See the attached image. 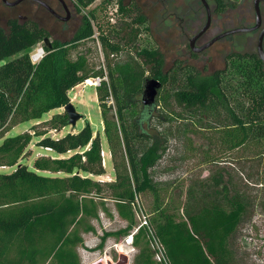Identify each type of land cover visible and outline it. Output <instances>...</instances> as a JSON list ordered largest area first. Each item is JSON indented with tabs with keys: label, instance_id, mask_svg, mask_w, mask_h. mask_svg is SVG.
<instances>
[{
	"label": "trees",
	"instance_id": "obj_1",
	"mask_svg": "<svg viewBox=\"0 0 264 264\" xmlns=\"http://www.w3.org/2000/svg\"><path fill=\"white\" fill-rule=\"evenodd\" d=\"M93 1L79 3L86 8ZM108 1L116 2L113 16L118 20L107 22L104 35L98 32L102 29L98 25L96 39L107 59L123 50L127 57L108 60L106 73L92 70L81 56L71 61L66 50L70 43L44 46L43 58L33 64L29 51L43 42L47 33L34 23L19 24L16 20H8V32L0 27V128L6 134L28 121L46 127L34 131V125L32 132L13 137L0 135V168H12L7 174L0 173V264H80L76 250L82 243L81 231L92 232L87 220L97 216V200L100 204L111 200L119 217L128 221L138 197L147 192L154 196L157 208L150 225L142 226L133 237L136 247L139 237L151 229L164 246L169 264H231L234 254L229 244L243 221L246 204L238 196L225 194L218 201L201 195L199 202L194 194H188L194 205L185 207L182 217L159 205L150 173L165 148L148 129L159 113V103L144 106L141 95L148 79L159 80L163 88L169 81H177L174 102L188 111L214 113L211 109L219 107L229 119L230 124L220 132L221 144L225 152L233 151L253 138H264L263 66L250 54L231 53L225 58V67L238 75L235 92L250 101L248 107L236 109L223 84L226 70L203 77L192 66L176 62L171 72L165 73L164 56L158 50L142 48L135 55L129 53L124 47H134L142 34L149 33V21L133 2L124 6L123 0ZM215 3L216 14L235 6L228 0ZM93 19L90 12V18L73 36V44L94 36ZM94 77L107 79L96 88V95L113 162L115 179L110 183L92 179L106 172L101 139L89 122L85 121L79 131L54 139L48 136L50 132L70 127L67 115L57 113L43 120L44 115L70 103V91ZM229 90L234 94L233 88ZM109 100L113 102L108 104ZM33 140L52 156L42 155L28 166L21 161L28 156ZM134 263L156 264L149 246L140 249Z\"/></svg>",
	"mask_w": 264,
	"mask_h": 264
},
{
	"label": "rangeland",
	"instance_id": "obj_2",
	"mask_svg": "<svg viewBox=\"0 0 264 264\" xmlns=\"http://www.w3.org/2000/svg\"><path fill=\"white\" fill-rule=\"evenodd\" d=\"M7 1L15 2L17 0ZM70 1L65 0L68 4ZM136 1L144 10L142 11L145 16L149 18V33L142 34L137 43L133 45L134 47L125 46L124 48L132 55H135L142 48L158 50L164 56L163 69L165 73H169L173 69L174 60L179 57V50L185 51L183 45L187 41L177 38L178 26L180 25L175 18L168 20V23L162 22L158 17L155 18L154 14L161 7L156 0ZM205 1L210 9L214 7L213 0ZM175 2L182 4L185 0H176ZM228 2L235 5L233 12H231L232 8H229L230 10L228 9L222 17H213L206 40L224 32V21L232 22V24L237 23V17L233 19L231 17L234 14L237 15L235 12L238 9L243 11L250 23H254V0H228ZM115 7L116 2L114 1L107 3V0H95L91 6L83 9V14L88 15L90 11L94 13V36L77 44H73L71 41L80 28L81 17H78V21L62 24L53 20L43 9L33 8L28 2H21L16 7H8L0 0V27L8 32V20H16L19 24L35 22L47 33L45 38L49 39L50 46L54 42L61 45L70 43L66 50L71 61L81 56L87 59L88 66L92 70H101L106 73L108 60L123 61L127 57L123 50L121 54L110 55L107 59L96 39L98 25L102 27V29H97L98 32L104 35L108 30L107 22L111 24L112 19L118 20L113 16ZM196 17L195 28L196 25L199 28L204 26L206 16L204 12L202 13V8L197 12ZM256 40L255 37V42ZM231 41L232 39L225 38L222 42L212 45L201 57H192V60L189 61L186 58L188 53H186L181 60L184 62L182 66H192L203 77L226 70L227 75L223 82L225 87H228L225 90L226 94L228 98H233V107L242 109V106L248 107L250 101L244 95L241 96L235 92L237 81H239L237 80L238 75L233 74L228 67H225V57L231 52L251 53L254 52V49L253 47L250 49H230L228 46ZM39 48H42L44 53V41L29 51L31 60ZM178 88L177 81L174 83L169 81L164 88L159 90L160 92L154 101V103H159L156 107V111L159 113L148 126L149 132L159 137L163 142L162 148H165L164 152L161 153L162 157L159 163L150 173L154 186L158 190L159 205L166 207L169 213L182 217L184 208L190 209L194 205L193 199L188 194H194L199 202L201 195L209 196L218 201L225 194L238 196L246 204V213L229 244L230 250L234 254L231 264H264V138L261 140L253 138L244 147L225 152L221 144L220 132L230 124L229 119L225 117L219 107L211 109L216 110L214 113L198 109L191 111L184 109L173 101V93ZM229 88H233L234 94H231ZM96 92L95 87L82 85L76 86L70 91L68 93L70 104L84 119L78 120L74 128L68 127L67 130L58 131L60 133L57 135L55 132H50L48 136L54 139L60 138L72 130L79 131L85 126V121L89 122L94 135L98 134L101 139L103 167L106 172L104 176H94L92 179L102 183H110L114 181L115 175L107 140L103 134V121ZM112 102L109 100L108 104ZM62 112L63 108L56 109V111L44 115L43 120H48L53 115ZM111 115L110 117L114 118V114ZM38 123L35 121L23 122V124L10 129L6 134L0 128V135L4 134L6 138L26 131L32 132V127ZM40 130H46L44 124L35 126L34 131ZM33 141L34 144L30 145L29 154L24 156L25 159L21 161L22 164L31 166L35 159L45 154H51L48 150L36 146L38 140ZM2 143L3 141L0 140V145ZM11 171L12 168H0V173L7 174ZM216 180L219 181L217 186L214 185ZM214 191L216 192L215 195ZM97 203H99L97 216L87 220L93 229L92 232L84 233L81 231L82 243L78 245L76 250L80 264H119L117 245L125 244L130 236L133 240L138 230L145 226L144 221L146 219L147 225H150L149 220L157 208L154 196L147 192L138 197L135 207H133V217L128 221L119 217L116 206L111 200H104L102 204L97 200ZM138 240V247L132 244V246L122 248V252L128 258L125 264H135L134 261L140 249L146 246L150 247V233L142 235Z\"/></svg>",
	"mask_w": 264,
	"mask_h": 264
},
{
	"label": "flooded vegetation",
	"instance_id": "obj_3",
	"mask_svg": "<svg viewBox=\"0 0 264 264\" xmlns=\"http://www.w3.org/2000/svg\"><path fill=\"white\" fill-rule=\"evenodd\" d=\"M125 1H127V2H125ZM156 1L161 7L158 10V12L156 14H154L155 18L156 17L160 18L161 21L164 23L165 22L168 23L167 22L168 20H170L171 18H175L178 25H180V26H178L179 32L177 33L178 34L177 38L178 39H185L187 41L183 45V47L185 48V51L179 50V52H178L179 57H177L174 60V63L172 65H174L176 62H182L181 59L184 58L186 53H188L186 58L189 59V61L192 60L191 59L192 57H201L202 55H204L208 51V49L211 46L208 47V49H206V50H200V49L203 48L206 44H208V42L211 41L213 38H215L221 34H224V32L240 30L241 28H251L256 23V15L254 12V4H253V15L255 18L254 23H250L249 18L243 14L242 10L238 9L235 12L237 15L234 14L231 17L232 19L237 17L236 18L237 23L232 24V22L224 21L223 22V24L225 26L224 32H220L219 34L212 37L211 39L206 40L205 38L207 37V31L211 27L212 20L214 19L213 17H215V18L218 16L222 17V15L226 11H228L229 8L226 9L224 11V13H222V14H216L215 13V10H216L215 0H213L214 7L211 9L209 8V6L205 0H185V2L182 4H176L177 3V2H175L176 0H156ZM22 2H28L29 4L32 5L33 8L37 7V8L43 9L45 12H47L51 16V18L53 20L61 22L62 24H69V23H71V21H78L79 20L78 17H81L80 18V21H81L80 27L84 24V22L86 20H88L90 18L89 13H88V15L83 14L84 13L83 9H87L89 6H91L93 4V2H92V4L88 5L86 8H83L81 6V3H79V0H71L69 4L66 3L65 0H24ZM122 2H123L124 6H129L133 2L136 5V7L138 9H140L141 14L145 18H147L145 16V13H143L144 10L141 8V5L137 4L136 0H129V1L123 0ZM19 3H21V2H19ZM254 3H255V0H254ZM154 4H155V2H154ZM14 7H16V6H14ZM201 8H202V13L203 12L205 13L206 21H205L204 26L199 28L196 25V28H195V23L197 22L196 21L197 20L196 15H197V12H199L201 10ZM259 9H260V15H261L260 26L256 31L241 32V33L228 35V36H225L222 40H220L218 42H222L225 38H227V39H232V41L229 43V46H228L230 49H236V48L237 49H243V48L244 49H250L251 47H253L254 52L243 53V55H245V54L254 55L258 59L257 45H258V41H259L261 31L264 29V1H261L259 3ZM233 10L234 9L232 8L231 12H233ZM90 12H92V11H90ZM208 12L210 13L211 19H210V23H209L207 30L204 32V34L202 36L198 37L197 39H195L192 42V39H194V37L197 36L198 33L206 26L207 20H208V16H207ZM226 17H228V16L226 15ZM109 19L111 20L112 18H109ZM147 19H149V18H147ZM111 21L116 22V21H114V19H112ZM29 23L36 24L35 22H29ZM36 25L39 28H41L38 24H36ZM220 31H222V30H220ZM255 37L257 39L256 42H255ZM218 42H216V43H218ZM261 48L263 49V53H264V37L262 39ZM231 53H234V52H231ZM229 54H227L226 57ZM237 54H240V53H237ZM240 55H242V54H240ZM258 60H260V59H258ZM260 63H261V66H263V71H264V63L261 60H260ZM164 72H165V70H164Z\"/></svg>",
	"mask_w": 264,
	"mask_h": 264
},
{
	"label": "water",
	"instance_id": "obj_4",
	"mask_svg": "<svg viewBox=\"0 0 264 264\" xmlns=\"http://www.w3.org/2000/svg\"><path fill=\"white\" fill-rule=\"evenodd\" d=\"M24 0H17L15 2H8L7 0H1V2L9 7H14L17 6L19 4V2H22ZM261 1L264 0H255L254 3V12L256 15V23L253 27L251 28H241L240 30H235V31H228V32H224V34H221L215 38H213L211 41L208 42V44H206L203 48H201L200 50H206L208 49V47L212 46L213 44H215L216 42L222 40L225 36L228 35H232V34H236V33H241V32H251V31H256L259 26H260V9H259V3ZM208 16V20H207V24L206 26L198 33L197 36L194 37V39H192V42L197 39L198 37L202 36L204 34V32L207 30L209 23H210V13H207ZM264 37V29L261 31L260 37H259V41H258V45H257V49H258V59H260L263 63H264V53H263V49L261 48V43H262V39ZM44 46H46L47 48H51L50 46V42L48 38L44 39ZM161 83L158 80H154V79H148L145 81L144 83V90L142 92L141 95V103H143L144 106H152L154 104L155 98L158 95L159 90L161 89ZM63 112L67 115L68 117V122H69V126L70 127H75L77 124L78 120L84 119L83 116L79 113L76 112L75 108L73 105H71L70 103L67 104L64 108H63ZM128 258L125 256H121L119 264H125L127 263Z\"/></svg>",
	"mask_w": 264,
	"mask_h": 264
},
{
	"label": "built area",
	"instance_id": "obj_5",
	"mask_svg": "<svg viewBox=\"0 0 264 264\" xmlns=\"http://www.w3.org/2000/svg\"><path fill=\"white\" fill-rule=\"evenodd\" d=\"M43 54H44L43 49L39 48L38 51H36L34 57H32V63L33 64L38 63V61L43 58L44 56ZM102 82H107L106 77L105 78H99V77L90 78L89 80L84 81L80 85L86 86V87L97 88V87H100ZM144 222H145V226H149L147 225L148 222H146V220ZM148 233H150V249L153 253L155 263L156 264H169L167 257L165 256L164 246H162V244L158 241V239L155 238L151 229L148 230ZM132 244H133V240H132V237L130 236L128 237L125 244L117 245L118 257L119 258H121V256L126 257V254L122 252V248L125 246L129 247V245L132 246Z\"/></svg>",
	"mask_w": 264,
	"mask_h": 264
},
{
	"label": "crops",
	"instance_id": "obj_6",
	"mask_svg": "<svg viewBox=\"0 0 264 264\" xmlns=\"http://www.w3.org/2000/svg\"><path fill=\"white\" fill-rule=\"evenodd\" d=\"M68 128H66V129H64V130H67ZM57 133H60V132H57ZM57 133H56V135H57ZM45 155H49V156H52L51 154H45ZM60 157H62V156H60Z\"/></svg>",
	"mask_w": 264,
	"mask_h": 264
}]
</instances>
